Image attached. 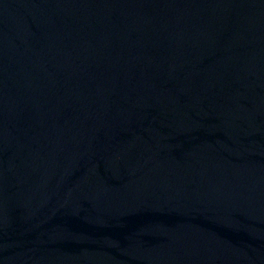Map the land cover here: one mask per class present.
Here are the masks:
<instances>
[{"label": "water", "instance_id": "95a60500", "mask_svg": "<svg viewBox=\"0 0 264 264\" xmlns=\"http://www.w3.org/2000/svg\"><path fill=\"white\" fill-rule=\"evenodd\" d=\"M0 264H264V0H0Z\"/></svg>", "mask_w": 264, "mask_h": 264}]
</instances>
